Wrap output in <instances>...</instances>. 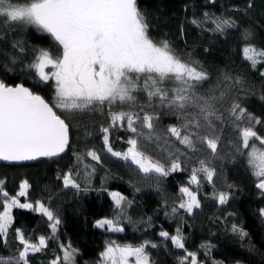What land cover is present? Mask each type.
Wrapping results in <instances>:
<instances>
[{
    "label": "trees",
    "instance_id": "trees-1",
    "mask_svg": "<svg viewBox=\"0 0 264 264\" xmlns=\"http://www.w3.org/2000/svg\"><path fill=\"white\" fill-rule=\"evenodd\" d=\"M13 2L27 4L29 0ZM247 2L248 0H137L139 9L147 18L149 35L154 41H168L178 55L197 61L207 69L211 82L205 83L200 92L221 87L224 74L239 78L241 84L236 89L242 92L240 102L255 117L264 121V99H261L264 97V77L259 74L264 71V65L258 64L253 68L242 53L243 47L248 43L244 39L248 32L252 33L251 42L257 48H264V0H253L254 7L247 14L237 11L244 9ZM205 12L214 17H231L236 21L237 27L228 28L221 33L214 30L215 25L212 23L205 21L202 26L192 23L194 19L203 21ZM39 49H45L53 56L61 55L60 46L48 33L34 25L23 22L9 24L0 18V80L8 85L22 84L54 104L53 84L41 81L34 70L28 68ZM215 78L219 79V83L216 81V85H213ZM139 83L143 84V80ZM173 86L168 82L163 85L167 88ZM218 91L216 95H219ZM134 95V103H117L111 107L93 106L68 114L56 109L70 124V145L63 155L34 164L0 163V180L4 182L0 188L3 191L16 195L20 190L19 185L27 180L30 186L28 194L19 197L20 202L32 203L34 206L37 201L42 202L60 219L55 237L49 239L44 251L30 254L29 264H50L56 256L62 257L60 244L70 243L78 249L82 234L98 246L96 232L99 231L107 235H129L138 239L155 235L158 243H152L157 247H149L148 252L153 264H164L159 252L168 250L169 240H165L159 233L166 231V226L173 227V235L177 229L180 230L185 246L195 243L189 252L197 254L198 264H253L230 249L235 244L243 245L245 251L264 264V237L258 233V229L264 227V216L260 215V210L264 209V191L256 187L258 179L252 174L247 156L237 151L238 134L231 122L217 125L220 136L217 156L209 157L206 152L194 153L174 137L167 136L166 129L169 125L179 126L178 114L162 107L158 98L150 100L144 91L138 90ZM112 111L139 113L141 116L147 112L159 117L154 120V124L157 126L156 134L161 138L142 139L140 148L148 156L161 162L170 159V153L178 155L184 170L166 177L157 178L156 174L145 177L130 160L108 153L104 148L101 128L110 127ZM254 130L264 136V123L254 125ZM133 135L125 122L122 126L111 128L109 140L115 151L126 152L129 148L127 141ZM251 143L264 147L258 141H250ZM196 147L201 148L202 145L197 144ZM89 149L97 151L101 157L100 163L86 157ZM243 151L246 153L248 150ZM199 159H210L216 175L213 177L214 183H208L202 173L198 174L200 186L194 185L192 190L197 192L201 207L189 214L179 208L182 202L180 188L190 185L191 169L199 167ZM65 160L70 161L67 169L63 165ZM70 169L80 183L81 190L64 187L62 177ZM85 188L87 191L83 190ZM221 191L229 193L227 204L221 205L214 199ZM112 192H119L126 197L122 214L115 208L110 195ZM144 194H154L160 206L150 209ZM3 199L0 193V211H3ZM12 217L13 224L7 243L0 240L2 257L16 256L21 247L15 238V229H20L33 241H37L41 235L53 237L50 222L40 212L13 208ZM117 217L124 229L122 232H110L95 226L97 220ZM233 225H237L248 235L241 237L233 232ZM171 254L175 258L173 264H179L177 253L171 251ZM75 264L101 262L98 259H87L78 249Z\"/></svg>",
    "mask_w": 264,
    "mask_h": 264
},
{
    "label": "snow or ice",
    "instance_id": "snow-or-ice-1",
    "mask_svg": "<svg viewBox=\"0 0 264 264\" xmlns=\"http://www.w3.org/2000/svg\"><path fill=\"white\" fill-rule=\"evenodd\" d=\"M253 7V0H248L246 7L237 11L247 14ZM0 18L9 24L23 22L36 26L48 33L61 49L59 56L39 49L28 65L41 81H55L54 104H49L22 84L10 86L0 80V160L21 162L59 156L70 145V124L55 109L74 112L93 106L134 103V93L140 90L146 92L150 100L158 98L162 107L178 114L180 124L169 125L167 136L174 137L194 153L206 152L209 157L217 156L220 142L217 125L231 122L238 134L237 151L247 156L252 174L258 179L256 187L264 191V147L250 144V141H258L264 146V136L254 130V125L264 121L250 113L238 96L233 97V90L241 84V80L224 74L222 87L200 92L205 83L211 82L208 73L197 61L179 56L168 41L156 42L150 37L147 18L139 9L137 0H29L24 5L15 4L13 0H0ZM205 21L214 24V30L221 33L237 27L231 17H214L207 12L203 21L194 19L192 23L202 26ZM251 37V32L245 35L248 43L242 53L243 58L256 68L258 64L264 65V48H257L251 42ZM259 74L264 77V71ZM141 79L143 84L139 83ZM166 82L174 86L163 87ZM217 90L219 95H216ZM158 119L147 112L142 116L125 111L110 112V127L101 128L104 148L114 157L130 160L145 177L152 174H156L157 178L166 177L183 171L178 155L170 153L171 158L161 162L140 148L142 139L161 138L157 136V126L154 124V120ZM125 122L134 135L127 141L130 145L128 150L118 152L110 143L109 132L111 127L122 126ZM197 144L202 147L197 148ZM243 150L248 151L245 153ZM86 157L101 162L100 155L94 149L87 150ZM198 164L199 167L191 169L189 183L199 187L198 174L201 173L208 183H214L216 170L211 166L210 159H199ZM62 180L65 188L81 190L72 169L63 175ZM3 183L0 180V185ZM29 187L28 181H23L16 195H10L0 188L4 198L3 211H0V240L7 243L13 224V208L42 213L50 222L53 237L41 235L37 241H33L20 229H15V238L21 247L16 256H0V264H29L30 254L44 251L60 224L59 216L44 203L37 201L34 206L20 202L19 197H25ZM83 190L87 191L86 188ZM180 192L187 197L179 204L180 209L192 214L201 207L197 192L188 186L181 187ZM110 195L115 208L122 214L126 197L119 192ZM228 198L229 193L223 191L214 196L221 205L227 204ZM260 215L264 216V209L260 210ZM95 226L110 232L124 231L119 217L97 220ZM232 231L238 232L241 237L248 235L237 225L232 226ZM159 235L169 240L175 248L185 251L186 254L179 258V264H198L197 254L187 251L179 229L175 235L166 231H161ZM149 247L156 248L157 245L145 241L134 247L112 241L100 253V262L153 264ZM60 248L62 257L56 256L50 264H75L78 249L70 243L60 244Z\"/></svg>",
    "mask_w": 264,
    "mask_h": 264
},
{
    "label": "rangeland",
    "instance_id": "rangeland-1",
    "mask_svg": "<svg viewBox=\"0 0 264 264\" xmlns=\"http://www.w3.org/2000/svg\"><path fill=\"white\" fill-rule=\"evenodd\" d=\"M18 5H24V4H18ZM180 56V55H179ZM182 57V56H181ZM185 60H190L188 58L182 57ZM193 61V60H192ZM206 72L207 69L202 66L201 64H199ZM49 69H46V71H48ZM216 81H218L219 83V79L215 78L212 82L213 85H216ZM48 82H51L53 84V95H54V100H55V81L54 80H50ZM222 82V81H221ZM220 82V84H221ZM211 84V85H212ZM212 87V86H211ZM222 87V84H221ZM210 89V88H209ZM243 89V88H242ZM207 90L201 91V92H205ZM219 92V91H218ZM242 94V92L238 91V88L233 90V97H240V95ZM62 110V109H60ZM64 111V110H63ZM67 114L69 112L64 111ZM60 115V114H59ZM117 126H121V125H117ZM111 128H115V127H111ZM111 128H110V132H109V138H110V134H111ZM130 147V145H129ZM69 160H65L63 162L64 168L67 169L69 166ZM50 165V164H49ZM51 166V165H50ZM136 166V165H135ZM117 174H119L118 172H116ZM195 184H190L188 187L191 188L192 190V186H194ZM250 187H248L249 189ZM193 191V190H192ZM144 198L146 200L147 206L152 209V208H156L158 206H160L159 201L156 199V197L154 196V194H144ZM187 199V197H185L182 194V201ZM58 230V229H57ZM166 232H168L169 234L173 235L174 230L173 227H169L166 226L165 227ZM52 231V230H51ZM57 232V231H56ZM73 232V231H72ZM258 233L261 237H264V227H260L258 229ZM237 234H239L237 232ZM96 238H97V242H98V246L94 245L93 243H91L84 234H82L79 237V245H78V249L80 252H82L87 259H98L100 260V253L102 251H104L106 245L112 241H115L117 244L120 245H132V246H139L140 244H143L145 241H151V242H157L158 240L155 239V235H149L146 236L144 238L138 239V238H132L129 235H107L103 232H96ZM193 243L190 246H185V248L187 249V251H192L193 247H194ZM230 249L238 254H241L243 256V259L245 261H252L253 264H262L260 262H258L255 257H253L249 252L245 251L244 246L240 245V244H235L233 246L230 247ZM170 251V252H169ZM172 252L177 253V258H180L181 256L185 255V251L182 249L181 251L176 250V248L171 244L170 241H168V250L166 251H160L159 252V257L161 259V261L164 264H173L174 263V259L173 255L171 254ZM63 254V253H62ZM131 259V258H130Z\"/></svg>",
    "mask_w": 264,
    "mask_h": 264
},
{
    "label": "water",
    "instance_id": "water-1",
    "mask_svg": "<svg viewBox=\"0 0 264 264\" xmlns=\"http://www.w3.org/2000/svg\"><path fill=\"white\" fill-rule=\"evenodd\" d=\"M10 86H15V85H11ZM24 86V85H23ZM46 100V99H45ZM47 101V100H46ZM48 102V101H47ZM49 104H51L50 102H48ZM56 110V109H55ZM58 114V113H57ZM62 117V116H61ZM63 118V117H62ZM70 140H71V135H70ZM69 148V147H68ZM68 148L66 149V151L68 150ZM65 151V152H66ZM64 152V153H65ZM64 153H61L59 156L63 155ZM58 157V156H56ZM48 157H40L36 160H30V161H21V162H9V161H2L0 160V163H3V164H7V165H15V164H34L36 162H39L41 160H44V159H47ZM52 158H55V157H52Z\"/></svg>",
    "mask_w": 264,
    "mask_h": 264
}]
</instances>
